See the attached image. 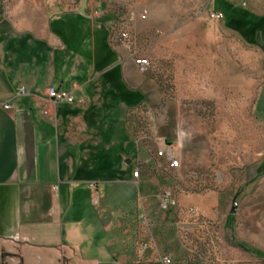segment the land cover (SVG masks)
<instances>
[{
    "label": "crops",
    "instance_id": "crops-1",
    "mask_svg": "<svg viewBox=\"0 0 264 264\" xmlns=\"http://www.w3.org/2000/svg\"><path fill=\"white\" fill-rule=\"evenodd\" d=\"M153 1L162 8L163 22L168 19L167 28L148 16L136 18L133 29L177 31L179 25L167 17L166 8L173 14L185 0ZM47 6V11L38 6L15 10L0 28V261L15 264L17 259H7L4 251L34 244L47 250L45 257L32 259L34 263H56L60 254L51 248L57 240L74 249L80 239H90L98 230L108 237L103 252L109 248L118 264H135L141 208L152 228L169 225L175 213L170 212L169 220L158 215L156 222L148 211L139 188L149 190L156 184L148 171L156 159L147 147L136 146L130 130L139 109L158 103L163 91L137 70L126 50L111 43L103 12L102 20L86 17L93 32L102 29V37L92 34L89 41L80 39L71 45L52 30L60 15L53 12L55 5ZM212 6L220 16L213 21H222L229 29L230 0H212ZM72 13L77 10L62 14ZM146 42L151 45L147 57H163L157 48L165 41L146 38ZM48 87L68 92L73 103L53 104L45 96ZM19 88L26 93L18 95ZM145 115L150 119L149 112ZM152 130L153 124L147 123L146 138L152 137ZM158 140L165 142L164 137ZM140 150L148 154L145 159ZM137 166L136 180L132 172ZM89 184L96 186L98 205L92 204ZM130 188L135 189V198ZM157 199L160 202L158 195ZM184 203L178 199L182 208Z\"/></svg>",
    "mask_w": 264,
    "mask_h": 264
},
{
    "label": "rangeland",
    "instance_id": "rangeland-1",
    "mask_svg": "<svg viewBox=\"0 0 264 264\" xmlns=\"http://www.w3.org/2000/svg\"><path fill=\"white\" fill-rule=\"evenodd\" d=\"M230 2L229 29L223 28L222 21H213L212 0H185L184 7L173 9V14L166 8L167 17L179 25L177 31L138 33L133 29L141 56L153 66L144 75L162 89L163 97L139 109L132 132L145 138L146 125L151 122L152 137L142 141L147 153L156 158L158 150L174 146L180 164L172 171L163 159L156 158L148 169L156 184L149 190L139 188L156 222L158 215L165 214L169 220L170 212H175L169 225L152 228L159 251L170 256L172 264H264V257L253 253L264 254V0ZM49 4L60 15L52 30L71 45L80 39L89 41L92 34L102 37V29L93 32L89 28L88 15L102 20L103 12L113 27L143 14L160 25L168 21L163 22L162 8L153 0H0V28L15 10L38 6L47 11ZM75 9L77 13L62 14ZM254 16L260 20L252 21ZM146 38L165 41L157 48L163 57H147L151 45ZM163 137L164 143L158 140ZM140 153L142 159L148 155L143 150ZM164 189L174 194L177 204L181 198L185 208H196L210 223L208 228L176 230L174 223L183 205L161 211L157 195L160 198ZM133 191L130 188L129 194L135 198ZM233 202L237 207L231 215ZM141 233L138 229L137 243L145 239ZM89 237L80 239L74 249L65 240H57L51 249L60 254V261L51 264H118L109 248L102 251L106 235L97 230ZM137 243L135 264H159L150 252L147 262L140 261ZM10 251L4 253L7 259L16 258L15 264L20 260V264H50L34 263L47 251L34 244L17 245ZM70 254L74 257L69 259Z\"/></svg>",
    "mask_w": 264,
    "mask_h": 264
},
{
    "label": "built area",
    "instance_id": "built-area-1",
    "mask_svg": "<svg viewBox=\"0 0 264 264\" xmlns=\"http://www.w3.org/2000/svg\"><path fill=\"white\" fill-rule=\"evenodd\" d=\"M140 18L145 19V14L141 15ZM213 18L218 20L220 16L213 14ZM109 29L111 43L117 44L128 52L129 59L140 73H148L153 68V66L150 60L141 56L139 39L133 31V20L128 19L122 22L118 27L109 26ZM25 93V88H19L17 91L18 95H24ZM45 96L53 104L59 102L72 104L74 101L73 97L68 92L56 89L54 87L46 88ZM4 109H10V106L5 105ZM130 130L136 146L139 147L146 136L145 138L141 137L137 133H133L131 128ZM174 149V146H165L164 149L158 150L155 154V157L163 159L166 163L167 169L172 171H176L180 167L179 161L174 157ZM132 177L136 180L138 179V166L132 172ZM89 188L92 191V204L98 205L99 195L95 184H89ZM159 207L160 210L164 212L171 208L178 207L177 199L169 189H164L162 191ZM209 224L210 223L202 217L196 208L188 207L179 209V216L174 223V227L179 231L190 232L191 228H208ZM138 229H141V234H143L142 236L145 238L144 240H141L139 243H137V256L140 258V261L147 262L149 260L147 253L150 252L154 256V260L159 264H172L170 256L164 255L159 251L153 234L152 225L148 221L147 215L143 208H141L140 213L138 214Z\"/></svg>",
    "mask_w": 264,
    "mask_h": 264
},
{
    "label": "water",
    "instance_id": "water-1",
    "mask_svg": "<svg viewBox=\"0 0 264 264\" xmlns=\"http://www.w3.org/2000/svg\"><path fill=\"white\" fill-rule=\"evenodd\" d=\"M236 207L237 204L235 202L232 203L231 209H230V214L234 215L236 213Z\"/></svg>",
    "mask_w": 264,
    "mask_h": 264
},
{
    "label": "trees",
    "instance_id": "trees-1",
    "mask_svg": "<svg viewBox=\"0 0 264 264\" xmlns=\"http://www.w3.org/2000/svg\"><path fill=\"white\" fill-rule=\"evenodd\" d=\"M259 20H260V19L257 18V21H259ZM257 21H255V22H257ZM253 253H255V254L258 255V256L264 257V254H260V253H258V252H253Z\"/></svg>",
    "mask_w": 264,
    "mask_h": 264
}]
</instances>
